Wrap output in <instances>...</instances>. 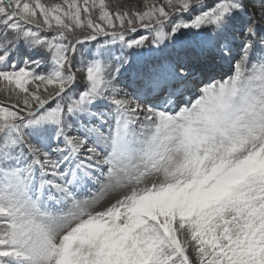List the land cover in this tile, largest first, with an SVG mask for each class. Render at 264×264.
<instances>
[{
    "label": "snow or ice",
    "instance_id": "snow-or-ice-1",
    "mask_svg": "<svg viewBox=\"0 0 264 264\" xmlns=\"http://www.w3.org/2000/svg\"><path fill=\"white\" fill-rule=\"evenodd\" d=\"M0 264H264V0H0Z\"/></svg>",
    "mask_w": 264,
    "mask_h": 264
},
{
    "label": "rangeland",
    "instance_id": "rangeland-1",
    "mask_svg": "<svg viewBox=\"0 0 264 264\" xmlns=\"http://www.w3.org/2000/svg\"><path fill=\"white\" fill-rule=\"evenodd\" d=\"M125 83H127V81H125ZM129 91H131L130 89H128ZM93 191H95V188L93 189Z\"/></svg>",
    "mask_w": 264,
    "mask_h": 264
},
{
    "label": "trees",
    "instance_id": "trees-1",
    "mask_svg": "<svg viewBox=\"0 0 264 264\" xmlns=\"http://www.w3.org/2000/svg\"><path fill=\"white\" fill-rule=\"evenodd\" d=\"M132 2H135V0H132Z\"/></svg>",
    "mask_w": 264,
    "mask_h": 264
}]
</instances>
